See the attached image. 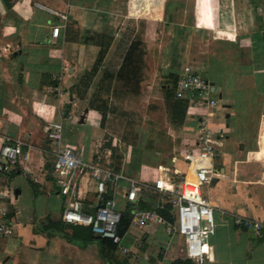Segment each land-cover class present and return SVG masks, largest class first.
<instances>
[{"label":"crops","instance_id":"obj_1","mask_svg":"<svg viewBox=\"0 0 264 264\" xmlns=\"http://www.w3.org/2000/svg\"><path fill=\"white\" fill-rule=\"evenodd\" d=\"M48 10L67 16L57 38L51 27L62 22ZM125 24L144 25V39L130 41L118 53ZM153 26H160L162 48L167 41L155 89L157 79L145 65L147 49L140 46L149 48L146 36ZM185 67L203 70L217 89L212 128L223 133L224 150L213 163L219 175L202 193L214 207L216 223L209 240L212 260L204 264H264V236L240 230L232 220L264 221V0H182L180 5L170 0H0V150L4 143L20 144L22 152L17 163L0 171V223L12 231L8 237L0 234V264H108L97 242L70 241L59 229L68 199L51 175L49 123L62 124L63 144L84 160L148 187L135 203L149 211L160 201L150 188L159 167L176 168L193 179L182 157L195 149L201 112L189 110L169 91V75L179 77ZM122 95L139 101L134 106L141 108L134 111L141 126L135 132L142 140L124 146L122 165L115 170L97 159L103 152L108 164L111 152L122 148L108 134ZM125 190L122 183L109 191L118 211L128 203ZM78 192L83 211L93 214L94 185L87 177ZM124 240L131 254L116 247L118 262L170 264L174 245L176 260H184L182 240L169 239L161 224L129 226Z\"/></svg>","mask_w":264,"mask_h":264},{"label":"built area","instance_id":"obj_2","mask_svg":"<svg viewBox=\"0 0 264 264\" xmlns=\"http://www.w3.org/2000/svg\"><path fill=\"white\" fill-rule=\"evenodd\" d=\"M48 12L62 22V25L51 27V36L57 38L60 30L64 28L67 16L52 10ZM174 96L178 100L186 101L189 110L196 109L201 112L197 120L195 149L184 153L182 157L193 179L176 168L159 167V176L150 187L160 198L156 210L134 209L130 227L141 229L150 223L161 224L169 239L182 240L184 260L192 264H204L212 260L209 240L214 234L216 223L214 207L203 196L201 189L209 186L212 179L219 175L213 163L224 150L223 133L221 128H212L219 101L213 96L204 71H196L191 67H185L179 75ZM62 131L60 122L49 123L45 128L46 138L52 146L51 175L60 195L68 199V205L61 215L62 222L88 227L93 235L110 239L121 253L130 256V248L127 247L124 236L120 237L116 231L120 214L109 191L114 193L120 184L125 183L124 198L129 203H135L138 194L148 187L110 168L84 160L75 148L63 144ZM21 154L20 144L12 146L4 143L0 150V171H6L10 165L17 163ZM85 177L94 185L93 214L83 211L79 197V184ZM164 207L169 209L170 220L157 213V209ZM232 220L236 228L252 232L256 237L264 236V221L242 216H233ZM0 234L3 237L10 236L11 227L0 223ZM135 243L137 246L142 245L141 239L135 240Z\"/></svg>","mask_w":264,"mask_h":264},{"label":"rangeland","instance_id":"obj_3","mask_svg":"<svg viewBox=\"0 0 264 264\" xmlns=\"http://www.w3.org/2000/svg\"><path fill=\"white\" fill-rule=\"evenodd\" d=\"M171 1L174 2L175 4L177 3L178 5H180L182 0H170V2ZM159 28H160V26H153L152 32L151 31L148 32L149 34H147L146 38L148 39L147 45L148 44L150 45L149 48H146V47L140 45L141 50L147 49L146 54L148 55V57H147V63H145V65L150 67V69L153 70V74L155 75L154 78L157 79V81L155 82L156 84L154 83L155 85H154L153 89H155L157 87L158 78L161 79L160 77H162L160 70L164 69L165 58L167 55L166 54V52H167L166 51L167 50V41L165 39V42L163 43V48H162V46H161V35L159 34ZM144 30H145L144 25L135 26L133 24L132 25L131 24H125L123 26V30H122L123 38H122V42H121L122 43L121 48L117 47V49L119 50L118 53H124V51L128 47L129 42L132 40H137V43L138 42L140 43V40L144 39V36H143ZM132 31H133V34H132ZM142 51H144V50H142ZM162 83H170V82L169 81L165 82L163 80ZM158 88H159V84H158ZM171 93H172V91H170V94ZM153 94H154L153 96H156L157 92H153ZM170 94H168V97L172 96ZM128 99L129 98L124 99V95H122L121 98H119L121 106L118 108L117 102L114 106L115 109L119 110L118 118H116L115 121H111L108 123V134L113 133L117 137V139L120 141V145L122 148L121 149H114V152L113 151L111 152V155L108 156L109 160H111V161L108 164L106 163V161L104 159V156H106V154H104L103 152H102V154L98 155L99 158L97 159L99 163L106 164L115 170H118L119 167L122 165L123 153L125 151L124 146H126L128 144H133V143H136L137 141L142 140L140 138V136L137 135L138 133L136 134V132H135V127H137V126L140 127L141 123L139 121H136V119H135L136 115L138 114V111H137V113H135V111H134L137 109L139 110L141 107H135L134 106V105H136V102L138 101V99L133 103L128 101ZM124 100L129 102L130 105H124L125 104ZM137 104H139V101ZM107 137H108V135L106 134V138ZM81 156L84 159H87L86 157H84V155L82 153H81ZM85 156H87V155H85ZM133 160L134 159H128V162H132ZM201 191H202V193H205V188L203 187L201 189ZM160 238L163 239L162 236ZM178 250H179V247L176 248V245H174L173 250H172V254H173L172 259L173 260L170 262V264L176 260L177 256H179V255H176V252Z\"/></svg>","mask_w":264,"mask_h":264},{"label":"trees","instance_id":"obj_4","mask_svg":"<svg viewBox=\"0 0 264 264\" xmlns=\"http://www.w3.org/2000/svg\"><path fill=\"white\" fill-rule=\"evenodd\" d=\"M169 76L172 79L169 91H172L174 94V88H175L178 77L171 75V74ZM134 209L147 210L149 209V207L142 202L140 203L139 202L137 203L128 202L123 211H118L120 214V220L116 226V231L120 237H123L126 234L130 226L131 214ZM168 211L169 209L166 207L164 209L158 210V213L164 219L170 220ZM59 229L63 232V236L70 241H78L82 243L97 242L100 247L101 255L103 258H105L108 264H124L122 262H118L115 260L114 254L116 251V245L113 244L110 239H106V238L93 235L92 232L90 231V228L60 223ZM171 264H192V263L188 260L178 259V260L173 261Z\"/></svg>","mask_w":264,"mask_h":264},{"label":"water","instance_id":"obj_5","mask_svg":"<svg viewBox=\"0 0 264 264\" xmlns=\"http://www.w3.org/2000/svg\"><path fill=\"white\" fill-rule=\"evenodd\" d=\"M209 86L211 87V90L215 93H217V89L214 87V84L213 83H209ZM228 122V120H227Z\"/></svg>","mask_w":264,"mask_h":264}]
</instances>
